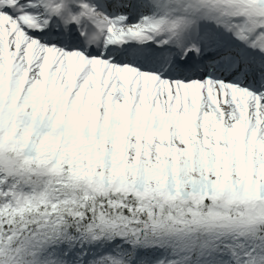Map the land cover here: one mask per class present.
I'll return each mask as SVG.
<instances>
[{
    "label": "snow or ice",
    "instance_id": "6c2138e0",
    "mask_svg": "<svg viewBox=\"0 0 264 264\" xmlns=\"http://www.w3.org/2000/svg\"><path fill=\"white\" fill-rule=\"evenodd\" d=\"M0 264H264V0H0Z\"/></svg>",
    "mask_w": 264,
    "mask_h": 264
}]
</instances>
